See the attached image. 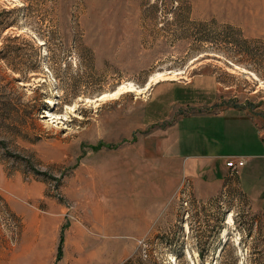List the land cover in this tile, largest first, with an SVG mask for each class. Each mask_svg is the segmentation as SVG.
<instances>
[{
    "label": "rangeland",
    "instance_id": "rangeland-1",
    "mask_svg": "<svg viewBox=\"0 0 264 264\" xmlns=\"http://www.w3.org/2000/svg\"><path fill=\"white\" fill-rule=\"evenodd\" d=\"M168 71L145 104L151 86L137 90ZM190 80L264 104V0H0V264L59 237L54 264H264V201L235 173L193 183L186 119L174 146L169 119L143 123L201 97ZM205 160L213 177L223 161Z\"/></svg>",
    "mask_w": 264,
    "mask_h": 264
},
{
    "label": "crops",
    "instance_id": "crops-1",
    "mask_svg": "<svg viewBox=\"0 0 264 264\" xmlns=\"http://www.w3.org/2000/svg\"><path fill=\"white\" fill-rule=\"evenodd\" d=\"M162 83L174 82L159 81L152 85L145 104L150 100L154 88ZM184 84L192 85V88L197 90V96L201 97H196L191 103L176 104L174 112L170 111L164 117L156 120H144L143 123L146 125L154 122L161 123L169 119L162 125V128L172 138L169 141L170 146H174L180 143V131H182L180 122L182 119H186L188 126L186 134L191 137L187 138V143L194 148L195 154L185 157L186 159L184 157H177V159H181V166H185L183 171L192 178L193 183L203 191H215L220 187L227 186L228 182L233 183L231 177L228 176L231 173L224 165V160L227 156H236L244 161L243 165L237 168L233 178L238 189L251 201H264V152H262L264 150V104L253 109L233 104L226 105L219 101L214 94L213 86L207 81L190 80ZM183 108L188 110L182 111ZM203 142L204 147L199 145ZM235 147L241 149L244 156L235 153ZM198 149L204 150V152H200ZM215 158H219L223 162L213 170V177L203 176L206 169L205 159L212 162ZM198 167H200L201 173L196 175L194 171L199 170ZM252 168H257L260 172L258 186L254 182L257 175H252ZM54 220L56 221V218L47 221L49 226ZM56 243V238L50 240L48 253H44L47 258L38 259L35 257L39 251L37 242L32 246V250L20 248L19 256L25 260V264H32L33 260L38 264H54ZM65 263L60 259L55 261V264Z\"/></svg>",
    "mask_w": 264,
    "mask_h": 264
},
{
    "label": "built area",
    "instance_id": "built-area-1",
    "mask_svg": "<svg viewBox=\"0 0 264 264\" xmlns=\"http://www.w3.org/2000/svg\"><path fill=\"white\" fill-rule=\"evenodd\" d=\"M244 161L236 156H227L224 160V165L230 170V173H236V170L238 167L243 165ZM185 179V180H183ZM180 184L178 185L176 189V196L180 195L183 204H186V199L188 198V180L183 177Z\"/></svg>",
    "mask_w": 264,
    "mask_h": 264
},
{
    "label": "bare ground",
    "instance_id": "bare-ground-1",
    "mask_svg": "<svg viewBox=\"0 0 264 264\" xmlns=\"http://www.w3.org/2000/svg\"><path fill=\"white\" fill-rule=\"evenodd\" d=\"M176 74H178V72H169V71H168V72H165V73H158V74H156V75H154V76H151L150 79L148 80L147 84L145 85V87L142 88V89H138L137 91H138L139 93H143V92H145L147 89H149L150 86L156 84V83L159 82V81L169 80V79L171 80V79L175 78V75H176ZM263 87H264V86H263ZM122 90H123V91H125V90L130 91V90H135V89H133L131 85L122 86V87H120V88L117 90L116 93L118 94V93H120V92H123ZM106 96H107V95H106ZM49 102H52V100L49 99ZM224 231H225V229H224ZM224 231H223V233H224Z\"/></svg>",
    "mask_w": 264,
    "mask_h": 264
},
{
    "label": "trees",
    "instance_id": "trees-1",
    "mask_svg": "<svg viewBox=\"0 0 264 264\" xmlns=\"http://www.w3.org/2000/svg\"><path fill=\"white\" fill-rule=\"evenodd\" d=\"M61 237H59V241H58V245L56 247V258H58L60 256V252H61ZM197 253H199V251L197 250Z\"/></svg>",
    "mask_w": 264,
    "mask_h": 264
}]
</instances>
